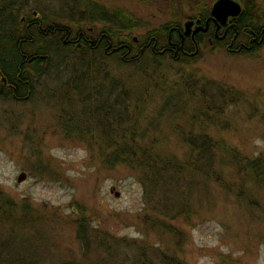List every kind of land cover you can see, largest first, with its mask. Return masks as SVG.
<instances>
[{
    "label": "rangeland",
    "instance_id": "obj_1",
    "mask_svg": "<svg viewBox=\"0 0 264 264\" xmlns=\"http://www.w3.org/2000/svg\"><path fill=\"white\" fill-rule=\"evenodd\" d=\"M94 1L104 9L132 14L138 24L131 35L140 37L173 19L183 24L198 13L196 3L212 0H171V7L167 0ZM245 1L250 15L264 18V0ZM4 5L14 6L21 22L32 14L63 24H68L66 17L74 7L73 0H0V8ZM80 16L85 18L84 13ZM81 27L85 32L93 28L94 35L104 25L83 22ZM165 40L160 35V41ZM44 43L52 45L49 38ZM197 49L190 64L167 55L155 62L147 58L124 63L117 54L102 52L85 53L82 64L67 50L39 65V71L28 70L33 89L24 99L12 100L0 87V193L10 200L15 217L25 220L18 230L10 225L5 233L0 224L1 243L10 245L14 259L31 254L35 264H95V252L89 247L84 253L76 232L80 220L87 221L92 241L104 236L131 243L124 248L122 244L126 258H132L136 246L175 250L169 236L148 228L149 206L140 174L124 165L108 168L97 149L89 151L72 132L87 124L92 101L106 99L107 89L114 86L145 91L130 113L147 127L148 135L158 133L152 128L157 122L159 131L170 132L160 124L166 120L164 95L184 78L201 76L232 86L245 99L222 114L226 126L221 136L243 154L264 155V48L251 55L230 54L203 37ZM21 172L26 178L16 183ZM212 188L209 204L206 199L195 203L199 219L193 225L180 219L175 223L185 240L174 253L185 264H264L263 220L240 206L232 192Z\"/></svg>",
    "mask_w": 264,
    "mask_h": 264
},
{
    "label": "trees",
    "instance_id": "obj_2",
    "mask_svg": "<svg viewBox=\"0 0 264 264\" xmlns=\"http://www.w3.org/2000/svg\"><path fill=\"white\" fill-rule=\"evenodd\" d=\"M237 1L242 6V12L233 20L235 28H229L219 39H214L210 33L199 34L195 37L196 44L186 37L181 50L162 55L156 53L166 45V40L160 41V35L167 38L171 31L172 41L179 45L181 22L170 20L160 28L136 37L134 41L131 34L138 24L135 17L123 9H104L94 0H73L74 7L66 17L68 24L44 16L36 18L32 14H26L25 21L21 22V18H17L16 8L4 5L0 8V75L16 86L14 92L7 91L10 98L21 100L33 89L28 77L29 69L37 72L39 65L50 63L67 50H71L69 53L82 64L85 53L102 52L93 51L87 46L84 50H73L63 45L62 36L67 30L85 32L81 27L83 22L102 23L104 27L91 37L103 36L106 47L124 45L115 53H110L108 49V54H117L124 63L147 58L155 62L167 55L173 61L190 64L198 56L197 46L201 39L208 35L212 36L213 46L223 47L230 54L251 55L264 48V18L250 15L245 0ZM213 2L196 3L195 12L198 13L186 19H200L203 22ZM167 4L171 7V0H167ZM82 13L85 18L80 16ZM48 38L51 46L44 43ZM154 40L158 41L155 51L146 48L140 52L143 44L148 41L153 44ZM206 43H209L207 38ZM30 58L33 59L29 61ZM183 80L179 87L171 88L168 96L164 95L162 109L166 112V120L160 124L169 133H164L161 128L159 131L157 122L152 128L158 133L148 135L147 127L144 128L141 120L130 113L145 91L126 90L121 86L107 89L106 99L92 101L95 106L88 109L87 124H80L78 129L72 131L79 134L89 151L92 152L94 147L97 149L98 157L108 168L124 165L140 174L149 206L148 228L169 236L167 241H171L175 250L185 240V232L175 223L180 219L184 225H193V221L199 219L195 203L202 204L200 199H206L204 201L209 204L214 195V185L225 193L232 192L240 206L251 211L253 216L257 212L264 222V155L243 154L221 136L226 126V121L221 120L222 114L229 106L242 102L245 99L243 93L220 81L201 76H189ZM0 87L4 89L1 81ZM20 210L25 213L27 206L20 207ZM15 215L10 200L0 193V224L3 229L10 225L19 229L25 220ZM5 232L7 229L1 233ZM76 232L84 253L89 247L95 252V264H185L174 253L175 250L171 248L170 253L168 247L164 251L157 247L136 246L132 258H126L123 248L131 243L104 236L90 240L86 220L76 222ZM1 242L2 239L0 264H35L31 254L28 259H14L10 245Z\"/></svg>",
    "mask_w": 264,
    "mask_h": 264
},
{
    "label": "flooded vegetation",
    "instance_id": "obj_3",
    "mask_svg": "<svg viewBox=\"0 0 264 264\" xmlns=\"http://www.w3.org/2000/svg\"><path fill=\"white\" fill-rule=\"evenodd\" d=\"M209 15H210V11H209ZM209 15L207 16V18L209 17ZM206 19L203 22H201L200 19H191L194 22L192 28L195 25H204ZM24 21H25V19L22 18V22H24ZM232 22H233V20L229 19L227 24L217 26L212 20H210L209 23H208L207 31H205V32L199 31L194 36L193 39L190 36H186V37L189 38L191 40V42H193V44H196L195 37L198 36L199 34H206V33L209 34L210 33V34H212L214 39H219V38H221V35L223 33H226L229 30V28H230L229 25ZM92 32H93V30L91 28H89L87 30V33L82 32V31H70V30H67L66 34L62 36V43L67 48H72V49H75V50L76 49L84 50L85 46H87L89 49H91L93 51H95V50L97 52L102 51L104 54H108L109 52H108V50L105 51L106 45L104 44L106 39H103L104 37L101 36V35L98 36L97 38H95V37L92 38L91 37ZM212 36L208 35L206 37L210 44L213 42ZM186 37H184L183 41L185 40ZM263 40H264V38H263ZM157 43H158V41H156V44ZM153 44H154V42H153ZM153 44H151L149 41L147 43L143 44L144 50L146 48H149L151 51H155V47H154V50L152 49ZM162 50H163L162 54H164V53L175 54L178 50H181V47H179L177 49L176 48V42L172 41L171 31H169V34H168V36L166 38V45L163 46ZM158 52H159V50L156 51V53H158ZM1 78H2V76L0 75V81L4 85V88L7 91L11 90L12 92H14L16 86H14L12 84H9L7 82V80H5V82H3Z\"/></svg>",
    "mask_w": 264,
    "mask_h": 264
},
{
    "label": "water",
    "instance_id": "obj_4",
    "mask_svg": "<svg viewBox=\"0 0 264 264\" xmlns=\"http://www.w3.org/2000/svg\"><path fill=\"white\" fill-rule=\"evenodd\" d=\"M242 12V6L241 4L237 1V0H214V2L212 3V5L210 6V15L209 17L206 19L205 24L204 25H195L193 28V20L191 19H187L186 21H184L183 25H182V32H179V39H180V44H176V48L178 49L179 47L182 48V43H183V39L186 36H190L192 39L194 38V36L199 32H205L207 31L208 28V23L210 20H212L217 26L219 25H225L227 24V22L229 21V19H236L237 17L240 16ZM230 28H235L236 24L233 22L229 25ZM152 39H154V37H152ZM133 40L136 41L137 38L133 37ZM156 45V40H154V44L152 46V49H154ZM124 47V45H120L117 47H112L110 45H108L105 49V51H107L108 49H110V53H115L117 51H119L120 49H122ZM144 47H142L140 49V52H143ZM197 51V49H196ZM159 54L163 53L162 51L158 52ZM33 58H30L29 61H31ZM3 82H5V78L2 77L1 78ZM26 178V174L24 172L19 173L16 176V183H21L25 180ZM114 190V188L110 189V192H112ZM114 195L116 197H118L119 193L118 192H114Z\"/></svg>",
    "mask_w": 264,
    "mask_h": 264
}]
</instances>
